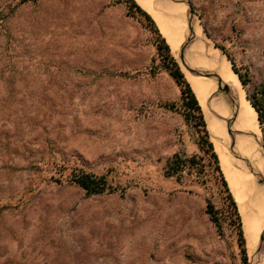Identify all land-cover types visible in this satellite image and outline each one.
I'll list each match as a JSON object with an SVG mask.
<instances>
[{
    "label": "rangeland",
    "instance_id": "374dc122",
    "mask_svg": "<svg viewBox=\"0 0 264 264\" xmlns=\"http://www.w3.org/2000/svg\"><path fill=\"white\" fill-rule=\"evenodd\" d=\"M188 1L195 35L188 33L184 61L173 55L185 76L218 87L207 58L188 54L198 41L245 75V96L256 97L264 0ZM25 3L0 0V264H243L235 217L208 158L185 168L180 183L164 175L174 155H202L200 131L186 121L180 88L143 22L149 65L130 78L87 69L91 58L74 39L33 38L41 33L24 23ZM164 4L188 30L187 7ZM159 16L170 26L168 14ZM172 103L176 110L165 107ZM78 168L107 175L117 191L87 196L69 182Z\"/></svg>",
    "mask_w": 264,
    "mask_h": 264
},
{
    "label": "bare ground",
    "instance_id": "6f19581e",
    "mask_svg": "<svg viewBox=\"0 0 264 264\" xmlns=\"http://www.w3.org/2000/svg\"><path fill=\"white\" fill-rule=\"evenodd\" d=\"M140 1L152 11L150 13L167 39L172 54L179 57L180 48L188 34L186 18L167 13L170 23L167 26V22L163 21L166 18H161L152 9V4L150 7L146 0ZM150 1L155 4L158 0ZM203 50L204 46L197 41L188 54L197 53L207 58L202 63L212 68L222 84L228 86L227 92L223 93L219 87L212 90L207 80L195 77L188 71L187 80L203 109L221 169L242 215L244 231L250 239V262L264 264V148L260 139L258 113L245 96L243 84L226 58L209 49L205 53Z\"/></svg>",
    "mask_w": 264,
    "mask_h": 264
},
{
    "label": "crops",
    "instance_id": "0c3cea01",
    "mask_svg": "<svg viewBox=\"0 0 264 264\" xmlns=\"http://www.w3.org/2000/svg\"><path fill=\"white\" fill-rule=\"evenodd\" d=\"M164 3L172 2L158 0L154 9L167 15ZM24 13V23L30 22L31 30L41 33L33 38L74 39L73 46L82 49L79 55L91 58L87 63L93 67H88L89 70L124 72L131 78L149 65L143 24L130 17L127 7L115 0H37L25 3Z\"/></svg>",
    "mask_w": 264,
    "mask_h": 264
},
{
    "label": "trees",
    "instance_id": "16d2710c",
    "mask_svg": "<svg viewBox=\"0 0 264 264\" xmlns=\"http://www.w3.org/2000/svg\"><path fill=\"white\" fill-rule=\"evenodd\" d=\"M37 0H22L25 2H36ZM117 4H124L127 7L128 15L133 18H138L143 22L144 26L155 37V43L158 48V53L163 60L164 69L174 79L181 91V110L185 116L186 121L194 123V126L200 131L199 148L202 153L201 156L185 157L181 154L174 155L169 159L164 168V175L166 178H176L180 183L185 168L198 167L201 161L205 158L209 160V166L213 168L214 173L217 175L216 179L221 187V193L224 195L225 203L228 209H230V216L234 218V222L238 227L239 246L241 248L242 262L243 264H249L248 253L246 249V240L242 227L241 215L238 209V205L234 199L233 194L230 191L228 182L225 179L224 173L221 169L220 160L214 149V145L211 141L205 115L200 102L194 93L192 86L187 81L184 72L180 65L172 54V49L166 39L163 37L160 29L152 18L137 2V0H115ZM192 8V5H191ZM224 51V48H222ZM230 58V55H228ZM234 72L239 76L242 84L247 86L249 80L246 76L241 74L235 66ZM256 97L250 98L251 104L258 113V119L260 123L264 124V86L257 89ZM168 109L176 110L177 105L174 103L165 105ZM69 182L76 184L82 188L87 196H99L106 193L116 192L117 189L110 185L107 175H96L91 172H87L84 169H74L69 176ZM126 188H123V193ZM207 214L211 216V221L219 227V212L215 210V207L208 203Z\"/></svg>",
    "mask_w": 264,
    "mask_h": 264
},
{
    "label": "water",
    "instance_id": "95a60500",
    "mask_svg": "<svg viewBox=\"0 0 264 264\" xmlns=\"http://www.w3.org/2000/svg\"><path fill=\"white\" fill-rule=\"evenodd\" d=\"M166 1H167V0H166ZM169 1H171L172 3H175V4H182L183 6H186V7H187V11H188V12L186 11V12H187L186 17H187L188 33H190L191 35H195V34H194V31H193V29H192V27H193V23L191 22V20L188 19L190 13L192 12L191 3H190L188 0H179V1H177V0H169ZM189 11H190V13H189ZM187 40H188V34H187V36H186V38H185V41L183 42V44H182V46H181V48H180L179 57L181 58L182 61H184V59H185V54H184V53H185V50H184V46L186 45ZM215 80H216V82H217V84H218L219 89H220L223 93L227 92V90H228V86L223 85L222 82L219 80V78H218L217 75H216V77H215ZM248 100H249V99H248ZM249 264H250V263H249Z\"/></svg>",
    "mask_w": 264,
    "mask_h": 264
}]
</instances>
